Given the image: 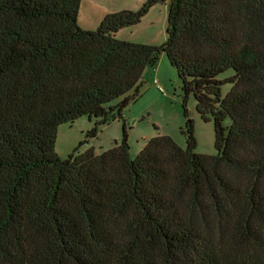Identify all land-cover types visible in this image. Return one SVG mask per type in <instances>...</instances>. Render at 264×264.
Here are the masks:
<instances>
[{
    "label": "trees",
    "instance_id": "1",
    "mask_svg": "<svg viewBox=\"0 0 264 264\" xmlns=\"http://www.w3.org/2000/svg\"><path fill=\"white\" fill-rule=\"evenodd\" d=\"M79 1L0 0V264H264V0H144L92 29ZM161 2L162 44L116 38ZM162 53L215 154L192 119L185 148L157 134L131 157L122 124L106 150L54 152L59 123L119 117Z\"/></svg>",
    "mask_w": 264,
    "mask_h": 264
},
{
    "label": "rangeland",
    "instance_id": "2",
    "mask_svg": "<svg viewBox=\"0 0 264 264\" xmlns=\"http://www.w3.org/2000/svg\"><path fill=\"white\" fill-rule=\"evenodd\" d=\"M144 0H81L78 6L77 24L87 21L88 29L94 28L104 10L108 12L119 9H138ZM81 27V26H80ZM167 2L153 5L141 20L131 26L120 28L116 38L123 40L160 45L166 39ZM82 28V27H81ZM119 38V39H120ZM228 69L219 75L220 78L233 74ZM157 78L160 89L153 83ZM143 84L139 96L123 107L119 117L105 124H100L95 136L86 137L94 118L86 115L72 121L59 123L56 126L53 144L54 152L64 158L77 144L86 139L80 150L92 147L98 153L119 141L122 134V124L126 130V140L130 146L129 153L135 157L146 141L157 134L169 135L182 148L187 146L186 136L182 132L188 119L194 121V136L197 141L196 151L205 154H215V133L212 121L203 120L195 109V100L190 95L186 102L188 116L185 115L183 91L175 68L169 63L165 53L160 55L154 68H147L142 76ZM222 94H226L230 83L222 85ZM120 98L113 99L108 104H115ZM229 119L226 120V123Z\"/></svg>",
    "mask_w": 264,
    "mask_h": 264
},
{
    "label": "crops",
    "instance_id": "3",
    "mask_svg": "<svg viewBox=\"0 0 264 264\" xmlns=\"http://www.w3.org/2000/svg\"><path fill=\"white\" fill-rule=\"evenodd\" d=\"M81 1V0H80ZM80 1H79V3H80ZM106 12H108L107 10H104V12L103 13H106ZM102 17V16H101ZM99 20H100V18H99ZM80 26L82 27V28H88L89 27V24H88V22L87 21H82V23H80ZM120 30V29H119ZM118 30V31H119ZM118 31L115 33V36L117 35V33H118ZM116 37H118V36H116ZM120 38V37H119ZM121 39V38H120ZM154 79V78H153ZM155 79H157L156 77H155Z\"/></svg>",
    "mask_w": 264,
    "mask_h": 264
},
{
    "label": "built area",
    "instance_id": "4",
    "mask_svg": "<svg viewBox=\"0 0 264 264\" xmlns=\"http://www.w3.org/2000/svg\"><path fill=\"white\" fill-rule=\"evenodd\" d=\"M153 83L156 85V87H158L160 89V85L157 79H153Z\"/></svg>",
    "mask_w": 264,
    "mask_h": 264
}]
</instances>
